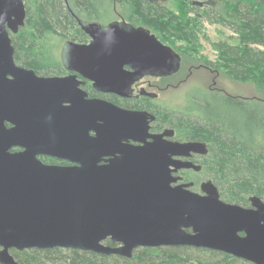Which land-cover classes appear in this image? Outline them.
Here are the masks:
<instances>
[{
    "label": "water",
    "instance_id": "water-1",
    "mask_svg": "<svg viewBox=\"0 0 264 264\" xmlns=\"http://www.w3.org/2000/svg\"><path fill=\"white\" fill-rule=\"evenodd\" d=\"M25 16L22 0H0V264H18L12 250L130 260L135 250L162 247L264 264V203L254 196L248 208L224 203L211 181L201 184L202 194L191 184L173 187L182 179L173 174L199 171L182 159L205 156V144L168 142L169 129L149 134L153 115L88 99L75 76L38 77L17 66L4 25L16 34ZM83 29L89 43L67 42L61 59L95 88L179 69V56L145 29L123 23ZM13 147L22 150L10 153ZM39 155L70 165L43 164Z\"/></svg>",
    "mask_w": 264,
    "mask_h": 264
},
{
    "label": "trees",
    "instance_id": "trees-1",
    "mask_svg": "<svg viewBox=\"0 0 264 264\" xmlns=\"http://www.w3.org/2000/svg\"><path fill=\"white\" fill-rule=\"evenodd\" d=\"M69 1L80 18L100 22L113 17V7H127L129 17L137 23L155 25L163 31L165 41L159 39L162 44L170 37L183 39L190 33L187 11L202 9L191 2L219 3L224 14L212 15L211 21L230 27L238 44L215 45L219 51L217 68L206 67L209 63L201 68L224 73L236 82L251 83L264 96V0H180L178 18L141 0ZM23 3L25 24L13 38L14 61L37 74L57 75L61 66L51 42L67 38L80 43L85 35L63 0ZM199 94L189 97L188 104L178 111L148 101L132 102L129 108L153 113L156 129L169 128L181 140L205 144L207 154L200 158L201 170L196 175L212 182L222 202L248 208V200L254 196L264 203V97L239 98L209 90ZM10 253L18 264H251L227 254L188 247L138 249L130 260L62 249Z\"/></svg>",
    "mask_w": 264,
    "mask_h": 264
},
{
    "label": "rangeland",
    "instance_id": "rangeland-1",
    "mask_svg": "<svg viewBox=\"0 0 264 264\" xmlns=\"http://www.w3.org/2000/svg\"><path fill=\"white\" fill-rule=\"evenodd\" d=\"M179 3L180 0H165L157 8H163L166 12L172 13L178 18L180 16ZM204 3L205 5L201 11L192 9L191 11L188 10L185 15L190 22V33L186 36L189 40L187 41L185 37L177 39L173 36L169 38L170 41L164 43L180 55L181 67L179 74L175 78L156 82L161 86V90L156 91L159 93L153 103L159 108L178 111L188 104L189 97H195L197 94L208 90L239 98L264 97L251 83L236 82L228 79L224 73L220 72L216 75L214 72L211 73L202 69L203 67L198 68L204 65V63H209L211 66L207 64L205 66L211 70L217 68L219 51L216 50L215 45L228 44L235 46L238 44L237 36L230 27L211 21L212 15H223L224 8L219 3L213 1H206ZM120 7H116V14L114 13L112 19H117L118 16H121L124 21L129 22L130 17L127 7ZM189 11L191 13L188 14ZM106 21L102 23L104 24ZM165 22L167 21L165 20ZM132 24L144 26L143 23H137V21ZM153 26L155 25L144 27H147L155 37L165 41L163 31ZM63 42L64 39H61L59 42L53 41L50 44L54 46L53 49L58 62ZM194 68L197 70H194ZM189 69H191L190 74L188 73ZM151 82L154 83L155 81L151 80ZM166 84L172 86L165 89L163 87ZM175 136L179 137L176 132ZM196 178L200 181L207 180L204 176H197Z\"/></svg>",
    "mask_w": 264,
    "mask_h": 264
},
{
    "label": "flooded vegetation",
    "instance_id": "flooded-vegetation-1",
    "mask_svg": "<svg viewBox=\"0 0 264 264\" xmlns=\"http://www.w3.org/2000/svg\"><path fill=\"white\" fill-rule=\"evenodd\" d=\"M144 3H147L149 5L158 7L160 5L161 2H164L165 0H141ZM23 2V0H22ZM201 3V5L199 7H203L205 5L204 2L199 1ZM64 6L67 10V12L69 13V15L73 18V20L75 21V24L77 25V27L79 28V30L81 31L82 34L85 35V40L83 42H77L71 39H64V42L62 44V48L64 47L65 44L68 43H75V44H79V45H86L89 43L90 38L88 36V34L86 33V31L83 29L84 25H92V24H97L99 25L102 29H105L108 25L112 24V23H123L124 25L133 28V29H137V28H142L145 29L147 31H149V33H151V31L144 26L141 25H135L132 24L133 22H136L134 19L130 18L129 22L124 21L121 16H118L117 19H112L110 18L109 20L106 21V23H102L98 20H84L82 18H80L78 16V14L76 13V11L74 10V8L72 7L71 3L69 0H63ZM192 4H194V2H191ZM203 3V4H202ZM24 4V3H23ZM25 9V6H24ZM113 13L116 14L115 9L113 7ZM147 26V25H146ZM4 28L6 29L9 39L11 41V45L13 46V38L18 34V32L22 29L19 28L16 34H13L10 29L7 26V23H5ZM153 34V33H151ZM159 42L160 40L157 39ZM163 45L167 46L166 44L163 43ZM61 48V51H62ZM14 49V48H13ZM61 51H60V57H59V63L61 66V71L59 73H57V75H54L56 77H69V76H75V81L82 83L81 85H79V88L81 90H83L86 94H87V98L91 99V98H95L97 100H102L105 101L107 103H110L116 107H119L121 109L124 110H130V111H145L147 113H149L150 115H153L155 117V115L153 113H151L148 110H144V109H131L129 108L132 102H144V101H148V103H153L154 100L157 99L158 97V93L156 92L157 90H161V86H159L158 83H156L157 81H165L168 79H173L175 78L179 72H180V67H181V59H180V65H179V69L176 73L171 74V75H161L165 72L163 71H148L145 73H142V75L137 78L134 79V81L132 83H128L125 80L123 82H120L119 84L110 87V88H103V89H98L95 88L92 83L89 80L84 79L82 76H80L78 73H76L75 71L72 70V64L69 62V60H66L65 62L62 61L61 59ZM177 54V53H176ZM178 55V54H177ZM179 56V55H178ZM13 58H14V52H13ZM180 58V56H179ZM14 63L17 66H20L19 64H17L15 61ZM22 67V66H20ZM24 68V67H22ZM201 68V67H198ZM27 69V68H25ZM126 72L130 71V68L128 67H124L123 68ZM196 68H194L195 70ZM197 70V69H196ZM191 69L188 70V73L190 74ZM211 72V71H210ZM213 72V71H212ZM36 76L38 77H52V76H45V75H41V74H37L35 73ZM217 75V74H216ZM151 80L155 81L154 83L151 82ZM179 83V82H178ZM172 85L170 84H166L164 85L163 88L167 89L169 87H171ZM154 121H152L150 123V130H149V134L151 135H158L161 134L164 130L169 129V128H160V129H156L154 127ZM4 126L6 129H9L11 127V125L7 122L4 121ZM171 130V129H169ZM92 135V133H91ZM166 140L168 142H172V143H184V142H192L189 140H181L178 137L175 136V130H173V136L171 138H166ZM151 139H146L145 142H150ZM124 145H129V146H138V143H134L131 141H123ZM22 149L18 148V147H13L9 150L10 153H18L20 152ZM201 157L203 156H199V155H191V157L189 158H184L182 159L183 161H190L195 165H201ZM37 159L40 160L43 164H47V165H59V166H68L70 165L67 162L64 161H58V160H54L51 159L47 156H37ZM180 158L174 157L173 160H177ZM201 170V166L199 171H194V170H182V171H178L177 173L173 174V176H180L182 179L181 181H178L177 184H173L172 186L174 187L175 185L178 184H191V187L189 188L190 191L195 192L197 194H202L200 191V186L203 182L209 181V180H204V181H200L198 180L196 177L199 172ZM183 173H189L190 176H188L187 174H183Z\"/></svg>",
    "mask_w": 264,
    "mask_h": 264
}]
</instances>
